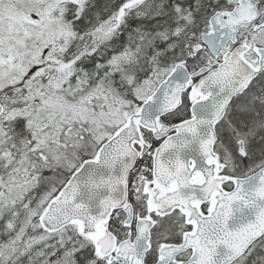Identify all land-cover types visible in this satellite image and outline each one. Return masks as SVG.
<instances>
[{"label": "snow or ice", "instance_id": "obj_1", "mask_svg": "<svg viewBox=\"0 0 264 264\" xmlns=\"http://www.w3.org/2000/svg\"><path fill=\"white\" fill-rule=\"evenodd\" d=\"M0 264H264V0H0Z\"/></svg>", "mask_w": 264, "mask_h": 264}]
</instances>
